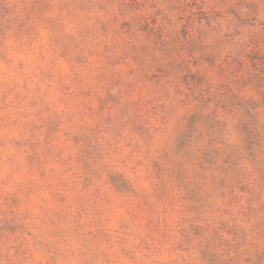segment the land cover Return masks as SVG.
<instances>
[{
	"label": "rangeland",
	"instance_id": "rangeland-1",
	"mask_svg": "<svg viewBox=\"0 0 264 264\" xmlns=\"http://www.w3.org/2000/svg\"><path fill=\"white\" fill-rule=\"evenodd\" d=\"M0 264H264V0H0Z\"/></svg>",
	"mask_w": 264,
	"mask_h": 264
}]
</instances>
